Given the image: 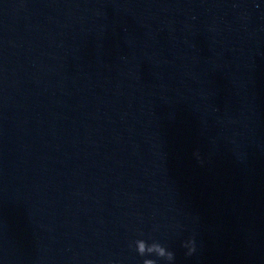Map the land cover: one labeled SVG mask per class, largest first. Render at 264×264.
<instances>
[{"label": "water", "instance_id": "1", "mask_svg": "<svg viewBox=\"0 0 264 264\" xmlns=\"http://www.w3.org/2000/svg\"><path fill=\"white\" fill-rule=\"evenodd\" d=\"M143 240L264 264V0H0V264Z\"/></svg>", "mask_w": 264, "mask_h": 264}, {"label": "clouds", "instance_id": "2", "mask_svg": "<svg viewBox=\"0 0 264 264\" xmlns=\"http://www.w3.org/2000/svg\"><path fill=\"white\" fill-rule=\"evenodd\" d=\"M199 158V157H197ZM146 245L147 251L149 253H155L154 255H147L145 254L146 250ZM182 248L186 249L185 256L186 257H192L196 250V240L195 238H189L183 244L181 245ZM139 256L140 257H155V259L151 258H145L143 259V264H158V261L162 260L165 262V264H175V253L173 251L168 250L165 246L160 244L159 242L153 241L151 244H149L147 241L143 240L139 242Z\"/></svg>", "mask_w": 264, "mask_h": 264}]
</instances>
